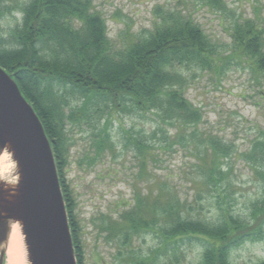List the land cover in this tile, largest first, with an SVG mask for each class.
Instances as JSON below:
<instances>
[{"label": "trees", "instance_id": "1", "mask_svg": "<svg viewBox=\"0 0 264 264\" xmlns=\"http://www.w3.org/2000/svg\"><path fill=\"white\" fill-rule=\"evenodd\" d=\"M188 2L182 1L181 8L157 5L152 27L120 48L112 45L105 18L94 10L92 0H26L18 5L20 23L6 36L0 34V66L13 76L51 143L77 264L85 261L65 175L67 127L97 120L101 128L96 151H112L108 125L113 114L151 121L149 131H121L123 149H134L139 156L140 176H148L149 166L178 144L195 157L198 179L188 181L200 202L204 199L212 209L208 216L190 214L177 187H168V176L159 178L150 206L136 195L133 209L110 226L124 243L140 232L158 238V248L149 255L129 257L133 264H152L158 255L167 264H233L232 250L264 238V129L248 150L236 155L262 180L261 197L243 214L235 209L230 192L228 161L235 159V152L217 136L198 129L202 112L184 95L187 78L178 72L189 68L211 73L217 80L232 63H245L256 79H262L264 29L248 20L235 21L229 28L231 44L222 49L194 20ZM194 2L220 13L227 9L224 0ZM3 6L0 0V18ZM195 247L197 259L192 261L187 253Z\"/></svg>", "mask_w": 264, "mask_h": 264}, {"label": "rangeland", "instance_id": "2", "mask_svg": "<svg viewBox=\"0 0 264 264\" xmlns=\"http://www.w3.org/2000/svg\"><path fill=\"white\" fill-rule=\"evenodd\" d=\"M24 1L2 0L1 35L6 36L20 23L18 5ZM182 1L185 2L92 0V5L105 18L112 45L120 48L132 36L152 27V11L157 5L181 8L184 6ZM224 1L227 9L223 13L198 7L194 0L185 4L204 33L222 49L231 44L229 28L235 21L242 23L248 20L264 29V0ZM178 72L187 78L184 95L202 112L198 129L217 136L235 152V159L228 161L232 169L229 172L230 192H233L235 209L244 214L250 202L261 197L262 180L236 155L248 150L254 138L264 129V78L256 79L245 63H232L217 80L211 73L189 68H180ZM97 124L96 120L95 124L81 123L67 127L69 142L65 175L73 193L85 264H133L129 259L147 256L158 248V238L151 232H140L124 243V237L112 233L110 226L122 213L133 209L136 195L141 197L143 205L150 206L158 192L156 185L159 178L168 176V187H177L181 199L187 201L190 214L208 216L211 213L212 209L205 200L202 199L201 203L195 196L194 184L190 186L189 183L198 179L196 159L178 144L165 153L162 161L149 166L148 176H140L139 156L134 149H123L121 131L122 128L149 131L152 126L149 118L113 114L108 125L114 144L112 151H96V132L101 128V124ZM187 254L189 260L197 259L198 248L189 249ZM231 261L233 264L264 261V238L245 242L232 250ZM165 263L164 258L158 255L152 264ZM178 264L187 263L180 261Z\"/></svg>", "mask_w": 264, "mask_h": 264}, {"label": "water", "instance_id": "3", "mask_svg": "<svg viewBox=\"0 0 264 264\" xmlns=\"http://www.w3.org/2000/svg\"><path fill=\"white\" fill-rule=\"evenodd\" d=\"M5 154L12 167L0 176V264L14 225L24 264H77L51 143L13 76L0 66V157Z\"/></svg>", "mask_w": 264, "mask_h": 264}, {"label": "bare ground", "instance_id": "4", "mask_svg": "<svg viewBox=\"0 0 264 264\" xmlns=\"http://www.w3.org/2000/svg\"><path fill=\"white\" fill-rule=\"evenodd\" d=\"M0 157V176H5L8 171H2L5 165H9V161L4 160ZM5 264H24V251L22 237L19 233L18 227L16 225L12 226L11 233L8 239L7 251H6V261Z\"/></svg>", "mask_w": 264, "mask_h": 264}, {"label": "clouds", "instance_id": "5", "mask_svg": "<svg viewBox=\"0 0 264 264\" xmlns=\"http://www.w3.org/2000/svg\"><path fill=\"white\" fill-rule=\"evenodd\" d=\"M4 160H7L8 159V155L5 154L3 157H2ZM12 166L9 164V165H5L4 168L2 169V171H8L9 168H11ZM13 180H15V177L13 176L12 177Z\"/></svg>", "mask_w": 264, "mask_h": 264}]
</instances>
